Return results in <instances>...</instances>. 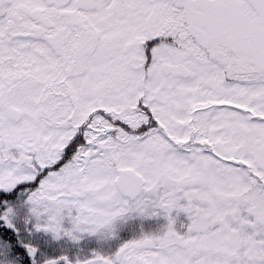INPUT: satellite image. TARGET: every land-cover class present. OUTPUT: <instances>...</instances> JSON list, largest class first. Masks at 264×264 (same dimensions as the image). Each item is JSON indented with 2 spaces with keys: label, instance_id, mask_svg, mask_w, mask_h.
<instances>
[{
  "label": "snow or ice",
  "instance_id": "6c2138e0",
  "mask_svg": "<svg viewBox=\"0 0 264 264\" xmlns=\"http://www.w3.org/2000/svg\"><path fill=\"white\" fill-rule=\"evenodd\" d=\"M0 264H264V0H0Z\"/></svg>",
  "mask_w": 264,
  "mask_h": 264
}]
</instances>
